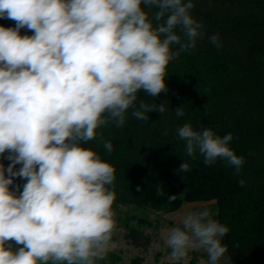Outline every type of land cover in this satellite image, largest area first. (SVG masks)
Returning <instances> with one entry per match:
<instances>
[{"label": "trees", "instance_id": "1", "mask_svg": "<svg viewBox=\"0 0 264 264\" xmlns=\"http://www.w3.org/2000/svg\"><path fill=\"white\" fill-rule=\"evenodd\" d=\"M10 1L0 0V264H15L10 211L38 224L29 264H89L97 239L44 224L53 210L109 213L137 244L150 224L122 218V206L209 201L230 264H264V0H78L73 14L46 0L35 21Z\"/></svg>", "mask_w": 264, "mask_h": 264}, {"label": "rangeland", "instance_id": "2", "mask_svg": "<svg viewBox=\"0 0 264 264\" xmlns=\"http://www.w3.org/2000/svg\"><path fill=\"white\" fill-rule=\"evenodd\" d=\"M28 1H38L40 6L46 2ZM48 1L60 11L78 3V0ZM17 2L11 0L10 4L13 9L21 10ZM22 2V6L26 5L25 0ZM78 4L75 10L65 13H75ZM118 215L122 218L135 215L149 222L150 226L141 228L144 237L138 238L137 244L125 238V228L119 226L111 214L91 216L79 205L53 210L51 216L44 219V224L60 220L66 228L97 239L89 264H133L136 259L140 264H230L220 244L222 231L217 223L214 201L185 203L171 213L156 212L144 206H122ZM7 224L14 263L29 264L26 248L32 238L30 233H36L38 224L15 211L8 213ZM131 225L137 227L135 221Z\"/></svg>", "mask_w": 264, "mask_h": 264}, {"label": "water", "instance_id": "3", "mask_svg": "<svg viewBox=\"0 0 264 264\" xmlns=\"http://www.w3.org/2000/svg\"><path fill=\"white\" fill-rule=\"evenodd\" d=\"M27 140L23 137L18 138L17 140H14V144L16 145V148L18 150H23L24 147L26 146ZM47 163L51 166L53 171L56 173H61V174H68V171L70 168L67 166L66 161L63 162L59 159H57L54 156L48 157L47 156Z\"/></svg>", "mask_w": 264, "mask_h": 264}, {"label": "flooded vegetation", "instance_id": "4", "mask_svg": "<svg viewBox=\"0 0 264 264\" xmlns=\"http://www.w3.org/2000/svg\"><path fill=\"white\" fill-rule=\"evenodd\" d=\"M25 2H26V3H25L26 5H23V6H22V3H23L22 0H18L17 4L20 6V8H21L22 10L25 9V10L27 11V15H28L33 21H35V18H34V17H35V14H34L33 11H35L36 7H35L34 5H36V4H40V3H39L38 1H37V2H32V1H28V0H25ZM27 4H28V5H27ZM77 4H78V3H76V5H72V6H71L72 8H68V9H66V10H62V12L65 13V12H68V11L73 10V9L75 10ZM19 6H18V7H19ZM31 9H32L33 11H32ZM65 14H66V13H65ZM17 139H18V137L15 138V140H17Z\"/></svg>", "mask_w": 264, "mask_h": 264}]
</instances>
